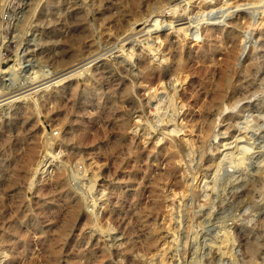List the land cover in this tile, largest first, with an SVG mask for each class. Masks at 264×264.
<instances>
[{
    "label": "rangeland",
    "instance_id": "374dc122",
    "mask_svg": "<svg viewBox=\"0 0 264 264\" xmlns=\"http://www.w3.org/2000/svg\"><path fill=\"white\" fill-rule=\"evenodd\" d=\"M135 1L0 0L1 88L89 60L0 106V264H264V0Z\"/></svg>",
    "mask_w": 264,
    "mask_h": 264
},
{
    "label": "bare ground",
    "instance_id": "6f19581e",
    "mask_svg": "<svg viewBox=\"0 0 264 264\" xmlns=\"http://www.w3.org/2000/svg\"><path fill=\"white\" fill-rule=\"evenodd\" d=\"M137 1V0H136ZM135 1V2H136ZM138 1H140V0H138ZM135 2H133V5L135 6ZM139 3V2H138ZM137 4V3H136ZM173 9V8H172ZM175 9V8H174ZM173 9V11H175ZM85 12V11H84ZM81 13V12H80ZM83 13V12H82ZM208 22V21H207ZM187 24V23H186ZM187 29V28H186ZM81 30V29H80ZM129 34H131V32H128ZM127 33V34H128ZM111 34V33H110ZM126 34V33H125ZM132 34H133V32H132ZM132 34H131V36H132ZM108 35V34H107ZM118 35V34H117ZM128 36V35H127ZM130 36V35H129ZM118 37V36H117ZM121 37H123V36H121ZM142 37V36H141ZM119 38V37H118ZM125 38H126V35H125ZM128 38V37H127ZM129 39V38H128ZM241 39V38H240ZM113 40V39H112ZM118 40H120V39H118ZM122 40V39H121ZM124 40V39H123ZM133 40H134V37H133ZM97 41V40H96ZM106 41V40H105ZM125 41H126V39H125ZM124 41V42H125ZM130 42H131V40H129ZM240 41V40H239ZM242 41V40H241ZM136 42V41H135ZM116 43H117V41H116ZM97 44V43H96ZM99 44H100V42H99ZM118 44H119V42H118ZM122 44H123V42H122ZM121 44V45H122ZM132 44V43H131ZM134 44V43H133ZM98 45V44H97ZM116 45V44H115ZM109 46H111V44L109 45ZM144 46V45H143ZM107 47V46H106ZM105 47V48H106ZM146 47V46H145ZM114 48V47H113ZM91 49V48H90ZM111 48H109V49H107V51L108 50H110ZM118 49H119V47H118ZM99 51H101V50H99ZM106 51V50H105ZM104 51V52H105ZM103 52V53H104ZM110 52V51H109ZM108 52V53H109ZM93 53H94V51H93ZM122 53V52H121ZM87 55V54H86ZM91 56H93V54L91 55ZM99 56V55H98ZM97 56V57H98ZM128 56V55H127ZM87 57V56H86ZM96 57V58H97ZM102 57V56H101ZM79 58H80V56H79ZM88 58V57H87ZM86 58V59H87ZM93 58H95V57H93ZM92 58V59H93ZM102 58H104V57H102ZM91 58H90V60H92ZM99 59V58H98ZM77 60V59H76ZM76 60H74V61H76ZM125 61V60H124ZM76 63H77V61H76ZM89 63V60L87 61V60H80V62L78 61V63L77 64H75V65H70L71 67H69V68H67V67H65L66 69H63V70H61V69H59V72H56V73H52L51 72V74L49 75V72L47 73V74H44V73H42V74H40V75H37L36 77H35V79H31L30 81H26V82H24L23 84H17L16 82H14V81H12L11 80V78H8V79H6V80H9V81H11V83H10V88H8V86L9 85H4V83L2 84V85H4V86H2V91L0 92V106L2 105V104H4L5 106H13L16 102H19V101H21V100H23V99H25V98H27V96L29 95V93H27V92H29V91H32V90H34V92L36 93V92H40V91H43V90H45V89H47L48 87H52V86H54V85H56L57 83H60L61 81H64L65 79L66 80H68V78H72L73 76H75L76 74H79L80 72L82 73L83 72V69H84V67L87 65ZM94 64V63H93ZM89 66V65H88ZM91 66V65H90ZM92 67V66H91ZM90 69V68H89ZM61 70V71H60ZM94 70V69H93ZM85 71V70H84ZM90 71V70H89ZM86 72V71H85ZM88 72V71H87ZM93 72V71H92ZM91 72V73H92ZM84 73V72H83ZM90 73V74H91ZM141 73V72H140ZM87 74H89V73H86L85 75H87ZM81 76V75H80ZM83 76H84V74H83ZM75 78V77H74ZM84 79V78H83ZM62 83V82H61ZM64 83H66V82H64ZM59 85V84H58ZM64 85V84H63ZM62 85V86H63ZM60 86V85H59ZM37 94V93H36ZM17 104V103H16ZM156 107V106H155ZM154 112V111H153ZM122 113V112H121ZM122 117H120L119 119H121ZM122 120V119H121ZM120 121V120H119ZM124 121V120H123ZM118 123V122H117ZM120 123V122H119ZM124 123V122H123ZM123 123L121 124V125H123ZM125 123H126V121H125ZM124 123V125H126ZM122 127V126H121ZM121 135V134H120ZM120 146V145H119ZM245 150H247V149H244V151ZM248 151V150H247ZM246 152V151H245ZM31 158H32V155H31ZM28 162V161H27ZM75 213V210H72L71 211V213H70V215H73ZM69 226V224H68V222H66L62 227H61V230H60V236L59 237H61L62 235H64V233H65V231L67 230V227ZM258 250L259 251H262L263 252V248H258ZM49 253H50V255H51V259H52V262H55L56 261V259H57V254H58V252L56 251V250H54L52 247L49 249Z\"/></svg>",
    "mask_w": 264,
    "mask_h": 264
}]
</instances>
